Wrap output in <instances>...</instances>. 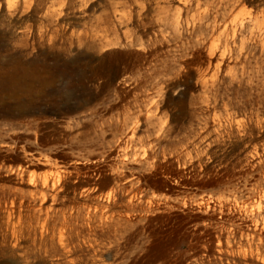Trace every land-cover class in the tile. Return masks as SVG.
Returning <instances> with one entry per match:
<instances>
[{
  "label": "rangeland",
  "instance_id": "1",
  "mask_svg": "<svg viewBox=\"0 0 264 264\" xmlns=\"http://www.w3.org/2000/svg\"><path fill=\"white\" fill-rule=\"evenodd\" d=\"M131 1L0 0V264H264V0H244V24L219 49L186 29L148 43L169 70L146 72L143 88L105 74L133 50L101 52L92 32L113 2ZM153 28L135 30L148 41ZM125 109L151 158H119ZM28 161L39 174L49 163L83 177L102 168V190L129 209L89 220L71 194L40 209L9 172ZM16 188L32 209L24 203L20 245L7 213L20 208ZM64 215L77 263L50 240Z\"/></svg>",
  "mask_w": 264,
  "mask_h": 264
},
{
  "label": "bare ground",
  "instance_id": "2",
  "mask_svg": "<svg viewBox=\"0 0 264 264\" xmlns=\"http://www.w3.org/2000/svg\"><path fill=\"white\" fill-rule=\"evenodd\" d=\"M215 0H132L131 2H113L111 9L92 26V32L100 43V51L129 47L133 50L131 55L120 62V68H113L105 74L109 75L112 81L126 80L130 78L135 81L138 88H143L146 72L150 73L151 78L164 76L169 70L168 66L159 60H156L152 54V45L159 38L167 39L168 35L178 36L181 30H188L195 36L201 37L208 42L212 49H219L220 46L228 42L229 36L235 32L237 25L244 24L239 14L243 12L244 0L225 1L220 0L215 4ZM150 20V24L146 20ZM150 25L154 28L149 34L148 41L141 37L135 30L142 26L147 29ZM243 27V26H242ZM150 43V46H148ZM213 64V58L210 60ZM149 75V76H150ZM130 110V109H129ZM146 118L151 121L154 116L151 108L146 109ZM133 115L125 109L124 121L117 128L116 134L122 131L124 137L118 141L119 158L126 161L130 153L135 152L136 156L140 154L142 158H151L153 143L144 144V140H139L136 136V128H129ZM141 118L136 116V119ZM140 145V146H139ZM151 152V153H150ZM76 165L80 161L75 162ZM36 165L33 162L27 164L12 166L9 172L18 178V184H26L29 187V193L33 198L41 202L40 209L47 202L50 195L55 200L65 194L64 197L72 195L73 210L83 209L86 212L87 219L100 217L104 220L115 219L116 216H122L123 211L129 209L128 206H120L112 203V191L102 190L103 177L105 172L102 168L92 176L83 177L81 169L75 167L71 170L68 167L58 164H48V170L39 174ZM168 187V186H167ZM146 188L139 191L131 190L129 202L140 199ZM16 197L12 205L21 204L20 208L12 207L7 210L12 233L15 243L22 240L23 230L18 226V222L24 219V191L16 188ZM149 204L159 205V199L156 195L149 196ZM209 204V200H205ZM26 212L32 211L31 206L25 203ZM123 208H126L123 210ZM27 216H30V214ZM15 219V221H14ZM13 220V222H12ZM47 223L41 226L42 235H44ZM73 232L69 222L64 215L63 221L59 227H53L50 240L52 243L57 240L63 252L69 256V261L77 263L78 259L73 256L70 248L69 233ZM148 251H156V260L167 257V250L163 245H148ZM29 256L31 254L28 252ZM89 264V262H85Z\"/></svg>",
  "mask_w": 264,
  "mask_h": 264
}]
</instances>
